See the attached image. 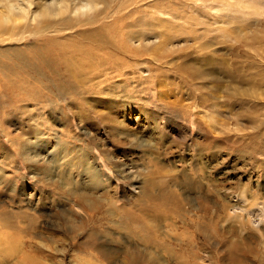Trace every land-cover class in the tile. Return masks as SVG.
<instances>
[{
    "label": "rangeland",
    "instance_id": "rangeland-1",
    "mask_svg": "<svg viewBox=\"0 0 264 264\" xmlns=\"http://www.w3.org/2000/svg\"><path fill=\"white\" fill-rule=\"evenodd\" d=\"M188 4L158 29L175 64L120 74L0 34V264H264V100L233 94L264 73V0Z\"/></svg>",
    "mask_w": 264,
    "mask_h": 264
},
{
    "label": "bare ground",
    "instance_id": "bare-ground-1",
    "mask_svg": "<svg viewBox=\"0 0 264 264\" xmlns=\"http://www.w3.org/2000/svg\"><path fill=\"white\" fill-rule=\"evenodd\" d=\"M178 1L181 2V6L172 3L173 0H0V34H7L19 41L24 40L27 35L33 37L37 35L40 38L39 42L44 43L39 46L50 48L51 52L54 51L56 64L60 65L64 62L68 73L70 72L75 78H83L86 75L94 78L97 72L101 74L100 72L107 69L108 62L113 58L119 60L113 68L120 74L119 70L124 69V66L145 57L159 62H168L167 59H169L170 64L174 63L172 57L179 51L172 41L173 35H164L158 29L166 30L170 25L169 20L163 17L164 15L171 16L172 19H184L185 14L181 11L184 6L189 5L188 2L191 0ZM142 3L149 8V13L144 16L149 15L153 19L150 23V19L144 22L146 18L140 16L144 8ZM178 7H181V10ZM69 32L72 34H68ZM63 35H65L64 40L57 43L55 38ZM205 56L202 55L201 58L203 57V63L210 65L207 68L210 73L203 74L211 76L212 84H210L213 86L214 81H220V77L214 75L217 71V63L210 57L204 58ZM122 57L133 61L127 63L122 61ZM139 65L142 66L141 63H137V66ZM200 68L197 72L204 69ZM137 69L141 75L145 72L148 74L146 80L155 78L157 83L163 82L160 68L150 70L137 67ZM197 72L196 74H199L194 76L193 80L200 76V72ZM239 79L244 83L250 79V75L239 76ZM250 83L253 86L249 87L252 88L251 93L247 92L249 88L236 85L233 86L236 91L233 94L238 92L246 97L264 100V73L254 76ZM6 85L5 87H8ZM217 87L221 85L218 83ZM261 115L262 112L259 115L260 118L252 117L254 122L261 124V121H264ZM207 118L212 119L210 116ZM243 200L241 197L240 201ZM234 208L231 207V212ZM258 210L260 209L255 208L247 213L255 217H260L261 214L264 216V213H259Z\"/></svg>",
    "mask_w": 264,
    "mask_h": 264
}]
</instances>
